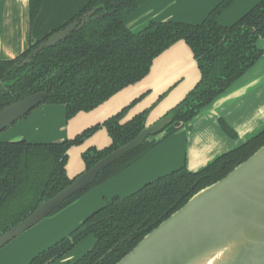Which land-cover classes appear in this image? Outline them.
<instances>
[{"label": "trees", "instance_id": "obj_1", "mask_svg": "<svg viewBox=\"0 0 264 264\" xmlns=\"http://www.w3.org/2000/svg\"><path fill=\"white\" fill-rule=\"evenodd\" d=\"M146 1L88 0L79 13L58 29L93 12L88 21L66 39L44 49L30 63H24L31 51L56 30L16 58L0 61V110L27 96L44 92L47 95L44 104L65 106L66 120L92 111L120 90L143 79L152 61L178 41L188 46L200 72V80L194 88L163 117H170V121L157 135L162 134L161 139L147 138L101 171L90 186L73 194L51 215L114 178L179 130L228 91L263 54L258 43L264 39V0L230 26H220L217 17L236 0H221L199 24L151 22L133 32L125 25V19ZM41 4L42 0H29L30 24ZM130 106L102 124L62 142H0V235L73 181L65 171L71 147L81 145L99 128L106 129L110 145L102 150L89 148L81 155L85 170H88L134 139L145 128L149 110L121 124ZM220 126L229 137H235L223 120ZM262 145L264 128L195 172L183 166L146 183L126 197L106 200L103 206L66 236L36 254L28 264H51L88 236L93 237V246L69 264H116L194 194L222 179Z\"/></svg>", "mask_w": 264, "mask_h": 264}, {"label": "crops", "instance_id": "obj_2", "mask_svg": "<svg viewBox=\"0 0 264 264\" xmlns=\"http://www.w3.org/2000/svg\"><path fill=\"white\" fill-rule=\"evenodd\" d=\"M220 1L147 0L125 19V25L138 32L151 22L199 24ZM260 1H234L217 17L218 24L232 25ZM87 2L42 0L30 24L29 0H0V61L16 58L30 45L61 28ZM258 46L263 51L259 61L220 100L163 139L123 172L91 189L0 249V264H28L36 254L66 236L103 206L106 200L115 196L126 197L146 183L183 166L195 172L259 133L264 128V39L259 41ZM199 80L200 72L190 49L183 41H178L152 61L143 79L120 90L92 111L78 113L66 120L63 105L41 104L2 131L0 142H62L102 124L130 105L121 124L149 110L146 126L153 125L177 105ZM220 120L234 131V138L222 130ZM161 138L162 134L155 139ZM110 142L106 129L99 128L81 145L71 147L65 165L67 177L73 180L84 172L81 158L84 151L89 148L105 149ZM90 244L85 245L84 242L72 252L80 254ZM72 256L68 253L59 259V263L69 264L78 259Z\"/></svg>", "mask_w": 264, "mask_h": 264}, {"label": "water", "instance_id": "obj_3", "mask_svg": "<svg viewBox=\"0 0 264 264\" xmlns=\"http://www.w3.org/2000/svg\"><path fill=\"white\" fill-rule=\"evenodd\" d=\"M92 13L50 35L31 51L24 63L66 39ZM46 97L44 92L35 93L0 110V133L44 104ZM169 121L170 117L161 118L145 126L134 139L40 203L23 221L0 235V249L51 216L65 200L90 186L106 167L159 134ZM116 264H264V145L222 179L194 194Z\"/></svg>", "mask_w": 264, "mask_h": 264}, {"label": "rangeland", "instance_id": "obj_4", "mask_svg": "<svg viewBox=\"0 0 264 264\" xmlns=\"http://www.w3.org/2000/svg\"><path fill=\"white\" fill-rule=\"evenodd\" d=\"M85 242V245H86V243H91L89 246H87L84 250H82V252L80 253V254H74V252H72L75 248H77L79 245H81L82 243H84ZM93 246V237L92 236H88V237H86L83 241H81L79 244H77L70 252H69V254L71 253V255H73L72 256V258H74L75 257V259H77V258H79V257H81L86 251H88L91 247ZM81 246H79V248H80ZM51 264H60L59 263V260H57V261H55V262H53V263H51ZM66 264V263H65Z\"/></svg>", "mask_w": 264, "mask_h": 264}, {"label": "flooded vegetation", "instance_id": "obj_5", "mask_svg": "<svg viewBox=\"0 0 264 264\" xmlns=\"http://www.w3.org/2000/svg\"><path fill=\"white\" fill-rule=\"evenodd\" d=\"M64 106V105H63ZM65 107V106H64ZM158 135V134H157ZM157 135H155V136H152V137H157Z\"/></svg>", "mask_w": 264, "mask_h": 264}]
</instances>
